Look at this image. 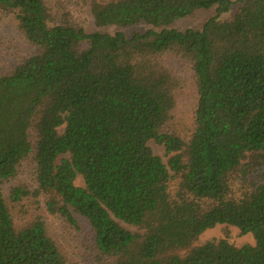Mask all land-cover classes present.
<instances>
[{
  "label": "trees",
  "instance_id": "16d2710c",
  "mask_svg": "<svg viewBox=\"0 0 264 264\" xmlns=\"http://www.w3.org/2000/svg\"><path fill=\"white\" fill-rule=\"evenodd\" d=\"M235 4L0 0V264H264V0Z\"/></svg>",
  "mask_w": 264,
  "mask_h": 264
},
{
  "label": "rangeland",
  "instance_id": "374dc122",
  "mask_svg": "<svg viewBox=\"0 0 264 264\" xmlns=\"http://www.w3.org/2000/svg\"><path fill=\"white\" fill-rule=\"evenodd\" d=\"M232 2L231 5V10L230 12L226 14H222L219 16L217 19L219 20H224L228 17H230L236 10V1L237 0H228ZM216 16V10L215 8L207 11V12H198L194 16L185 18L183 20L176 21L172 25V29H175L180 32H184L187 30H195V31H201L203 26L206 24L208 20ZM82 22L84 23L86 30L89 33H94V32H102L106 33L109 35H114L115 33L122 32L127 36H130L134 32H144L148 30L150 27L146 25H139L137 27L133 28H124V29H119L115 27H107L103 29H98L93 25V21L90 15L83 16L82 17ZM173 67L176 71V74L179 75V77H182L183 79L185 78L186 85L185 89L182 91L181 95L179 96L178 99V109H177V116L180 118H183L185 120H191L192 117V111L196 105L197 101V95L195 88L192 83V74L190 72V69L185 65V64H178L174 63ZM63 132V128L59 129V133ZM148 146L152 149L153 153L157 156H159L162 161L166 164L168 158L166 157L165 150L163 147L158 146L154 144L153 142H150ZM77 186L82 187L83 183L81 178H78L76 181ZM82 226L83 228L88 230V226L84 221H82ZM123 227L127 228L125 225L120 223ZM129 229V228H128ZM131 230V229H129ZM227 232H224V230L221 227H215L211 230L206 231L198 240V245H203L206 242L212 241V240H219L222 239L226 236ZM228 242L236 247H240L244 244H254V239L252 235L247 234V235H240L239 231L237 229L230 228L229 230V237H228Z\"/></svg>",
  "mask_w": 264,
  "mask_h": 264
}]
</instances>
